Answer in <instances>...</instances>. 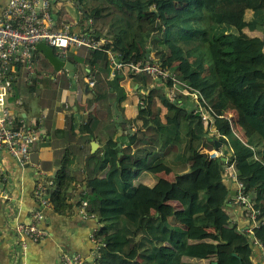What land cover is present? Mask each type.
<instances>
[{"label": "trees", "instance_id": "16d2710c", "mask_svg": "<svg viewBox=\"0 0 264 264\" xmlns=\"http://www.w3.org/2000/svg\"><path fill=\"white\" fill-rule=\"evenodd\" d=\"M76 1L83 25L90 20H109L110 29L116 25L103 39L116 61L162 63L172 75L159 80L157 88L150 87L159 83L150 75L130 74L145 92L134 120L123 115V97L117 99L120 127L133 126L136 120L142 126L128 133V145L121 151L114 123L86 168L82 181L88 189L82 200L97 219V236L105 243L94 264H254V243L264 248V0H90V7L87 0ZM87 51L89 68L110 67L106 52ZM174 81L198 91L216 115L234 114L241 137L229 131L224 118L214 120L212 131L194 113L190 97L171 101L166 91ZM156 98L175 112L164 125ZM182 122L185 134L180 132ZM215 142L224 156L209 161L201 149L212 150ZM158 166L170 176L157 177L151 185L123 179L126 171ZM226 169L235 173L250 199L252 233L232 221L235 206L230 205ZM98 179L102 182L91 184ZM68 189L58 183L51 193L54 207L70 197ZM174 190L187 200L172 208L176 223L153 211L165 206ZM241 214L248 224L250 213Z\"/></svg>", "mask_w": 264, "mask_h": 264}, {"label": "crops", "instance_id": "0c3cea01", "mask_svg": "<svg viewBox=\"0 0 264 264\" xmlns=\"http://www.w3.org/2000/svg\"><path fill=\"white\" fill-rule=\"evenodd\" d=\"M49 1L54 31L69 27L74 32H82L90 26L100 33L103 40L111 30L109 26L92 23L91 20L83 25L82 12L76 0ZM7 3L8 0H0V15ZM86 3L89 7L93 5L90 0ZM55 54L70 63L73 69L55 71L40 53L34 55L32 75L28 78L23 66H11L13 85L7 106L25 126L35 131L37 141L30 148L26 166H20L7 152H0V264H60L59 258L63 252L78 253L90 259L95 246L90 235L98 232L99 223L94 215L87 212V207L85 212L93 218L85 216L82 210V203L86 202L82 197L88 189L86 182L82 181L86 168L92 157L101 151L114 123L117 130L115 139L121 151L128 145V133H137L142 126L139 120L123 130L118 125V117L113 109L118 92L112 90V65L109 68H89L85 62L86 49L55 51ZM119 75L118 83L123 92L120 106L124 117L134 120L145 90L142 82L139 85L132 82L130 74L121 72ZM150 87L161 88V83L156 82ZM166 93L168 95V91ZM156 107L160 110L158 119L162 125L174 116L175 112L164 107L157 98ZM224 116L234 121V114L227 112ZM186 129V123L182 122L180 132L185 134ZM89 134H93V137ZM224 135L223 132L221 136ZM160 176L169 177V170L158 166L147 171L123 173V179L129 184L142 182L151 185ZM101 182L98 179L91 184ZM58 183L68 185L70 197L58 208L51 202V207L43 210L42 228L48 237L39 243L26 240V251L22 258L18 255L14 226L17 222H28L29 215L38 208L34 196L37 186L46 187L51 199V193L55 192ZM229 186L234 188L233 183ZM186 203L187 200L174 190L169 202L162 207H153V211L174 223V217L169 216L167 208L171 207L170 212H173L175 205ZM232 221L240 228L248 226L238 207L232 210ZM257 249H254L253 263L264 264V255L261 256Z\"/></svg>", "mask_w": 264, "mask_h": 264}, {"label": "built area", "instance_id": "2783aa9c", "mask_svg": "<svg viewBox=\"0 0 264 264\" xmlns=\"http://www.w3.org/2000/svg\"><path fill=\"white\" fill-rule=\"evenodd\" d=\"M52 26L49 0H8L0 15V152H7L20 166L28 164L30 148L37 141V136L35 131L25 126L23 121L19 120L7 106V98L13 85L10 72L12 64H18L27 71V78L32 75L35 45L37 43L44 42L54 52H65L70 49L101 50L109 55L114 72L145 73L155 80L172 78V75L164 70L162 63L143 62L140 58L128 63L116 61L105 40L98 39L93 35L90 26L82 32H74L69 27H62L60 30L54 31ZM167 91L171 101L177 98L190 97L193 100L194 113L210 129L215 119H226L225 116L216 115L207 106L204 97L198 91L186 85L174 81L172 88ZM226 120L229 122V131L240 138L237 123L231 121V118ZM222 133L217 132V137H224L221 136ZM202 149V153L207 154L209 161H215L224 156L221 147L212 149L209 152L205 148ZM225 173L227 181L234 185L232 189L234 195L230 204L238 207L241 211L246 210L250 213L248 226L245 229L240 228V230L248 234L252 233L254 225L251 224V220L254 219V212L250 199L244 194L243 185L237 181L235 173L231 169H226ZM34 196L38 208L29 215L28 222H17L14 226V233L19 247L18 255L22 258L26 251V240L39 243L48 237V233L42 228L44 222L43 210L51 207V199L46 187L40 185L35 189ZM3 197L9 199L7 195ZM86 207L87 203L83 202L84 215L93 218L92 215L85 212ZM90 239L95 243L90 259L78 253L63 252L59 258L60 264H94V261L100 257L105 243L103 238L97 236V233L90 235ZM254 244L264 254V248L257 242Z\"/></svg>", "mask_w": 264, "mask_h": 264}, {"label": "water", "instance_id": "95a60500", "mask_svg": "<svg viewBox=\"0 0 264 264\" xmlns=\"http://www.w3.org/2000/svg\"><path fill=\"white\" fill-rule=\"evenodd\" d=\"M35 53H40L42 56L48 61V63L54 68L55 71H59L60 69L64 68L66 70H72L73 66L70 63H67L64 59H60L56 56L54 50L47 46L44 42H39L35 45ZM71 68V69H70ZM72 77V74H71ZM121 76L118 72H114V77L111 82L112 84V90H116L118 92V99L122 97V90L119 87L118 80ZM114 112L118 117V125H121L123 122V117L121 114H119L117 110V103L113 106ZM215 147L214 149H219L221 147V144L219 142L214 143ZM119 147V145H118ZM122 153H119V156H121ZM234 193H231V196H233Z\"/></svg>", "mask_w": 264, "mask_h": 264}, {"label": "rangeland", "instance_id": "374dc122", "mask_svg": "<svg viewBox=\"0 0 264 264\" xmlns=\"http://www.w3.org/2000/svg\"><path fill=\"white\" fill-rule=\"evenodd\" d=\"M250 17V13H248L247 15H246V19H248ZM100 23H102L103 25L105 24L106 26H110L111 24H112V22H110L109 20H103L102 22H100ZM116 28V25H113L112 27H111V30L112 31H114V29ZM212 130H214V128L212 127L211 128ZM219 134V133H218ZM206 149V148H205ZM207 150V149H206ZM208 152L210 151V150H207ZM168 209V211H167V213H169V216H175L172 212H170L171 211V207H169V208H167ZM171 216V217H172Z\"/></svg>", "mask_w": 264, "mask_h": 264}]
</instances>
